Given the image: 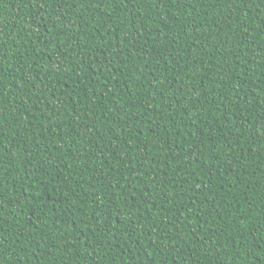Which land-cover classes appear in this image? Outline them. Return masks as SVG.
Here are the masks:
<instances>
[{"label": "trees", "instance_id": "obj_1", "mask_svg": "<svg viewBox=\"0 0 264 264\" xmlns=\"http://www.w3.org/2000/svg\"><path fill=\"white\" fill-rule=\"evenodd\" d=\"M0 264H264V0H0Z\"/></svg>", "mask_w": 264, "mask_h": 264}, {"label": "snow or ice", "instance_id": "obj_2", "mask_svg": "<svg viewBox=\"0 0 264 264\" xmlns=\"http://www.w3.org/2000/svg\"><path fill=\"white\" fill-rule=\"evenodd\" d=\"M0 123H3V121H2V120H0Z\"/></svg>", "mask_w": 264, "mask_h": 264}]
</instances>
